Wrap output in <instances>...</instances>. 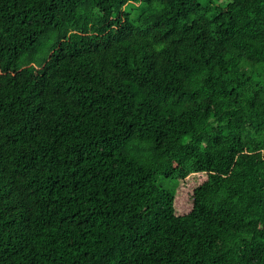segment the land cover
I'll return each instance as SVG.
<instances>
[{"label":"trees","instance_id":"obj_1","mask_svg":"<svg viewBox=\"0 0 264 264\" xmlns=\"http://www.w3.org/2000/svg\"><path fill=\"white\" fill-rule=\"evenodd\" d=\"M0 264H264V0H0Z\"/></svg>","mask_w":264,"mask_h":264},{"label":"rangeland","instance_id":"obj_2","mask_svg":"<svg viewBox=\"0 0 264 264\" xmlns=\"http://www.w3.org/2000/svg\"><path fill=\"white\" fill-rule=\"evenodd\" d=\"M157 183L159 187L165 190H169V191L177 190L178 185H179L176 181H169V180L164 179L161 176H158Z\"/></svg>","mask_w":264,"mask_h":264}]
</instances>
